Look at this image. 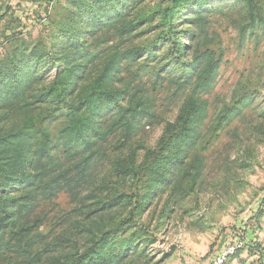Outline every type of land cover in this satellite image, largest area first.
Masks as SVG:
<instances>
[{
    "label": "rangeland",
    "instance_id": "obj_1",
    "mask_svg": "<svg viewBox=\"0 0 264 264\" xmlns=\"http://www.w3.org/2000/svg\"><path fill=\"white\" fill-rule=\"evenodd\" d=\"M25 47L0 264H264V0H0V76Z\"/></svg>",
    "mask_w": 264,
    "mask_h": 264
},
{
    "label": "trees",
    "instance_id": "obj_2",
    "mask_svg": "<svg viewBox=\"0 0 264 264\" xmlns=\"http://www.w3.org/2000/svg\"><path fill=\"white\" fill-rule=\"evenodd\" d=\"M78 45V44H77ZM28 49L25 47L22 51H14V56L7 62L4 67L5 73L0 76V103L8 104L12 99L19 97L24 94V91L29 87V73L24 72V68L30 70L31 67L36 69L39 67L42 53L37 50L27 52ZM5 87L7 90L5 91ZM13 94L9 96V94ZM93 95L99 99H110L111 95L107 91L94 90ZM14 96V97H13ZM50 95L47 96V99ZM62 94L57 96V104L65 102ZM80 112V108H75L74 114L77 116ZM80 122V119L79 121ZM88 124H78L70 129H67V135L71 136V140L75 143V146H71V149H80L81 144L79 140L88 131ZM12 147V149H11ZM51 147V146H50ZM9 149L18 151L17 145H9L5 139H0V194L7 195L12 192H16L21 189H26L32 183L30 179L29 170L32 167L31 159L25 158L19 153L3 156V151ZM46 150V145L43 151ZM31 163V166L30 164ZM30 167V168H29ZM110 232L104 234L103 238L109 235ZM235 255V254H234Z\"/></svg>",
    "mask_w": 264,
    "mask_h": 264
},
{
    "label": "built area",
    "instance_id": "obj_3",
    "mask_svg": "<svg viewBox=\"0 0 264 264\" xmlns=\"http://www.w3.org/2000/svg\"><path fill=\"white\" fill-rule=\"evenodd\" d=\"M243 247L241 242L233 241L230 244L223 243V246L210 258H207V264H225L232 255H234L239 249ZM203 258V257H202ZM196 264H204L202 259L198 258L195 261Z\"/></svg>",
    "mask_w": 264,
    "mask_h": 264
}]
</instances>
